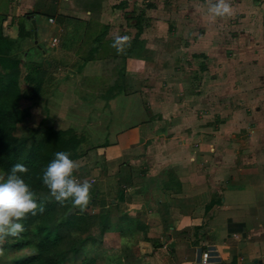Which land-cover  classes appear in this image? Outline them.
<instances>
[{
  "label": "crops",
  "instance_id": "1",
  "mask_svg": "<svg viewBox=\"0 0 264 264\" xmlns=\"http://www.w3.org/2000/svg\"><path fill=\"white\" fill-rule=\"evenodd\" d=\"M145 1L0 0V22L5 16L4 33L17 44L15 57L49 60L62 72L47 101L51 116L42 121L56 129L87 131L95 139L105 164L100 197L110 201V213L113 207L129 213L145 232L149 248L137 255L140 264H199L205 252L209 264H264L263 102L245 115L228 105L223 112L234 113L224 126L201 118L220 109V101L206 104L203 79H191L198 90L193 111L174 93L162 91L171 80L159 85L151 75L170 68L178 74L192 64L187 51L195 49L204 58L209 42L203 41L202 27L170 26V3L150 0L154 6L144 8ZM197 13L196 22L209 32L213 18L202 22L203 10ZM139 17L136 49L127 54L126 43L118 54L114 37L133 40ZM20 25L37 38L34 33L20 38ZM173 37L181 38L185 53L171 47ZM66 112L84 113L81 126L66 121Z\"/></svg>",
  "mask_w": 264,
  "mask_h": 264
},
{
  "label": "rangeland",
  "instance_id": "2",
  "mask_svg": "<svg viewBox=\"0 0 264 264\" xmlns=\"http://www.w3.org/2000/svg\"><path fill=\"white\" fill-rule=\"evenodd\" d=\"M163 1L171 4H169L170 7L168 9L164 6L167 9L166 11L171 10L172 18L169 21L172 23L170 26L174 29H179V31L199 30L202 27L206 33L203 41L209 42L207 45L209 47L204 49L206 50L204 58L201 57V53L196 54L195 49L187 51V53L192 52L189 56H185H188L192 61V64H188L189 67L188 65L184 66V70H179L178 74L175 72L176 69L173 70L172 68L163 70L162 73H154L151 75L153 82L161 85L162 82L171 80V88L166 87L162 91L166 90L167 93H174L177 99L185 101L193 111L195 108V93L198 90L195 86H191L190 83H193L191 79L195 77L203 79L205 85L202 92H204L206 104L211 106L220 101L218 112H204V116L201 117L204 120H212L213 124L224 123V126H227L225 123L228 122L234 112L245 115L247 110L260 108L261 104L259 102H263L262 104L264 105V0H227L232 8V14L224 17L214 16L210 12L208 0ZM147 4H151V1L146 0L144 8H148ZM201 10H203L201 15L203 17L202 22L207 16L212 17L214 20V24L210 25L212 29L209 32L205 29L206 25L196 22V16L200 14L197 12ZM197 36L198 33L196 34ZM192 38H194V35ZM170 45L179 53H185L183 47H180L181 38L173 37ZM194 55L195 57H193ZM203 65L208 67V72L201 70ZM218 68L220 71H218ZM51 72L55 75H53L54 79L48 80L49 82L57 81L58 75L62 73L59 72L56 66H52ZM172 81L176 82L173 83ZM213 81L215 84L211 83ZM50 84L53 85L54 82L53 84L50 82ZM96 91L99 94L102 92V88L97 86ZM52 95L53 93L45 101L36 104H33L28 99L24 100V102L21 101L23 108L30 106L31 116L28 119V125L31 128L50 126L46 122L47 118L51 116L47 101ZM82 96L91 99L89 94L87 96L86 94H80L81 98H83ZM228 105H231L232 109L235 108V111L223 112V109L227 110ZM184 107L186 109L187 105L185 104ZM194 115H196V112H194ZM62 117L68 122L77 123V126H81V122L84 121V113L79 112H66ZM192 117L193 115H191V119ZM42 119L46 120L43 122ZM243 121L244 118H242V121L237 119L236 123L240 124L236 125V128H239ZM49 123H51L50 120ZM52 124H54L53 119ZM240 130L242 129L240 128ZM76 132L78 134L88 133L87 131L78 130ZM92 132L97 136L98 132ZM89 139L91 143L84 146L85 151H87L86 155L74 160L79 164V168L74 171L73 175L79 181L88 180L91 182V199L86 208L74 207L73 210L90 212L92 214L91 225H93L99 223V214L102 209L109 205L110 201L107 199L106 201L103 200V206L99 205V198H103L100 197L98 189L103 188L100 185V179L103 174L102 170H105V164L95 147L89 149V145L92 146L97 143L95 139L93 140L91 137ZM95 197L97 201H93ZM122 207L128 209L125 205H122ZM112 209L110 221L115 222L122 211L114 207ZM145 236V232L137 230L134 235L128 236L127 239H122V236L117 231L110 232L105 235L104 243L100 246L101 250H96L97 246L91 245L87 248L88 255H92L96 251L99 256L97 264H140L141 262L136 259L137 255L147 253L149 248L145 245L147 242ZM31 252L32 250L29 249L19 253L3 249V254L0 255V264L9 262L14 257L28 255ZM108 256L110 261L106 259Z\"/></svg>",
  "mask_w": 264,
  "mask_h": 264
},
{
  "label": "trees",
  "instance_id": "3",
  "mask_svg": "<svg viewBox=\"0 0 264 264\" xmlns=\"http://www.w3.org/2000/svg\"><path fill=\"white\" fill-rule=\"evenodd\" d=\"M153 6L151 3L148 8ZM5 19L3 16L0 22V175L6 178L14 164H24L29 171L19 175L36 194L37 202L44 211H38L36 216L29 214L21 221L27 231L18 238L9 237L3 245V249L16 253L25 249L32 252L3 263L97 264L99 256L96 251L88 255L87 248L93 245L97 246L96 250H101L104 237L110 232L117 231L122 239H127L136 233L139 222L136 223L129 213H121L118 220L111 222L110 211L105 208L99 214V223L91 225L90 212H77L73 210L71 200L61 205L50 195L42 176L55 158V153L67 152L71 159H80L87 153L84 146L91 143L90 136L78 134L73 128L63 130L42 126L34 129L28 125L30 106L23 108L21 101L28 99L33 104L40 103L53 93L56 84L50 81L51 85L48 81L54 79L51 72L53 65L49 60L36 63L15 57L17 44L4 33ZM135 26L138 28L137 36L130 41V45H126L128 51L131 50L127 53L129 55L136 49L142 31L140 17L135 20ZM22 30L20 25V38L29 33ZM33 33L31 30L28 37L32 38ZM89 147L92 149L94 146ZM119 196V200H123L124 193L120 191ZM96 197L93 201H97ZM103 203L99 198V205L103 206ZM234 225L237 227V224ZM234 225L230 224L231 227ZM106 259L110 261L109 256Z\"/></svg>",
  "mask_w": 264,
  "mask_h": 264
},
{
  "label": "clouds",
  "instance_id": "4",
  "mask_svg": "<svg viewBox=\"0 0 264 264\" xmlns=\"http://www.w3.org/2000/svg\"><path fill=\"white\" fill-rule=\"evenodd\" d=\"M209 10L214 16L224 17L232 14V8L227 0H208ZM130 45L129 37L116 36L112 47L118 54L124 52V45ZM79 164L70 158L67 152H56L55 158L43 172V184L50 190V195L61 205L71 200L74 207L86 208L89 205L92 188L88 180L79 181L73 173ZM29 169L22 163L12 166L5 178L0 175V255L3 245L9 237L18 238L27 231L21 223L29 214L36 216L43 213L36 199V194L30 189L19 174H27Z\"/></svg>",
  "mask_w": 264,
  "mask_h": 264
},
{
  "label": "built area",
  "instance_id": "5",
  "mask_svg": "<svg viewBox=\"0 0 264 264\" xmlns=\"http://www.w3.org/2000/svg\"><path fill=\"white\" fill-rule=\"evenodd\" d=\"M52 21V20H50ZM210 252H205L202 254L201 256V260H200V263L199 264H209L210 262Z\"/></svg>",
  "mask_w": 264,
  "mask_h": 264
},
{
  "label": "water",
  "instance_id": "6",
  "mask_svg": "<svg viewBox=\"0 0 264 264\" xmlns=\"http://www.w3.org/2000/svg\"><path fill=\"white\" fill-rule=\"evenodd\" d=\"M35 25V21L32 22ZM34 36L37 38V32L34 33Z\"/></svg>",
  "mask_w": 264,
  "mask_h": 264
}]
</instances>
